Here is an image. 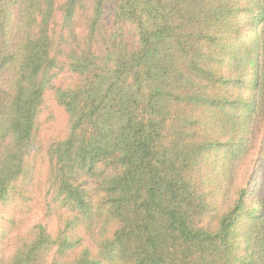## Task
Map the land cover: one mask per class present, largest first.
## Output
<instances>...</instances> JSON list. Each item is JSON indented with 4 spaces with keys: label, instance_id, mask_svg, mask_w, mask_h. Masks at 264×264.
Returning a JSON list of instances; mask_svg holds the SVG:
<instances>
[{
    "label": "trees",
    "instance_id": "1",
    "mask_svg": "<svg viewBox=\"0 0 264 264\" xmlns=\"http://www.w3.org/2000/svg\"><path fill=\"white\" fill-rule=\"evenodd\" d=\"M263 126L264 0H0V264H264Z\"/></svg>",
    "mask_w": 264,
    "mask_h": 264
},
{
    "label": "rangeland",
    "instance_id": "2",
    "mask_svg": "<svg viewBox=\"0 0 264 264\" xmlns=\"http://www.w3.org/2000/svg\"><path fill=\"white\" fill-rule=\"evenodd\" d=\"M249 29L246 27L243 32L247 33ZM47 104L43 115L52 113L53 125H59L56 132H62L65 128L66 115L63 113L61 108L57 106L53 96L47 94ZM47 117V116H46ZM264 139V126L259 132L256 133L253 145L247 151L245 157H243L237 164L236 178L234 179L233 187L230 189L229 204L234 201L238 195V192L246 189L248 195V202L254 203L258 198V192L255 190L259 186L260 175L262 173V164L264 163V152H262L261 146ZM262 165V166H261ZM3 210L0 208V216ZM38 218V215L34 216L30 223H33ZM1 225V224H0ZM1 232V228H0ZM1 243V241H0ZM4 243H8V238L4 239ZM3 247V245H2Z\"/></svg>",
    "mask_w": 264,
    "mask_h": 264
}]
</instances>
